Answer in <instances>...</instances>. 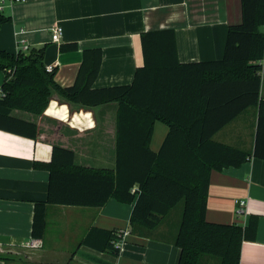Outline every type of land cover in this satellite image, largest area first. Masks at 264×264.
Listing matches in <instances>:
<instances>
[{"label":"crops","instance_id":"crops-1","mask_svg":"<svg viewBox=\"0 0 264 264\" xmlns=\"http://www.w3.org/2000/svg\"><path fill=\"white\" fill-rule=\"evenodd\" d=\"M3 1L2 13L11 20L0 29V50L17 54L19 39L31 50L45 47V64L56 67L55 80L62 87L74 84L83 52L94 48L103 55L94 88L131 84L144 64L145 32L174 30L181 63L222 60L229 27L242 22L241 0ZM56 26L63 28L60 43L52 42ZM70 43H77L78 50L62 52L61 45ZM261 64L263 72L264 58ZM4 79L0 69V89ZM260 96L264 98L263 79ZM117 110L115 102L88 107L55 95L42 115L12 112L36 124L38 137L0 130V264H179L182 250L174 241L181 212L178 216L175 209L155 231L138 234L130 224L134 205L115 199L99 208L48 205L42 249L16 246L32 238L35 203L47 200L49 173L34 163L51 161L53 147L60 146L75 152L77 166L114 170ZM258 120L259 108L251 107L215 140L253 152ZM168 132L165 122H155L154 152ZM236 201H245V213L238 212ZM251 215L259 216L257 239L243 242L240 264H264V160L254 156L239 168L212 171L207 207V220L214 223L245 226ZM93 228L128 232L118 256L82 243ZM200 264L219 261L205 256Z\"/></svg>","mask_w":264,"mask_h":264},{"label":"trees","instance_id":"trees-1","mask_svg":"<svg viewBox=\"0 0 264 264\" xmlns=\"http://www.w3.org/2000/svg\"><path fill=\"white\" fill-rule=\"evenodd\" d=\"M242 22L228 30L222 60L181 63L172 29L141 35L144 64L129 85L94 88L102 50L83 52L72 86L47 71L45 47L17 54L0 50L5 79L0 89V130L36 139L38 127L12 116L14 110L42 115L56 95L88 107L117 103V149L114 170L77 166L76 154L54 146L49 162L34 163L49 173L46 201L34 206L32 238L42 239L48 205L99 208L111 199L133 204L134 232L155 231L179 206L182 216L174 244L179 264H200L205 256L219 264H240L242 244L257 239L259 216L245 226L207 220L213 170L239 168L253 156L264 160V98L260 96L264 58V0H241ZM11 18L0 12V29ZM62 52L78 50L63 44ZM259 108L253 152L218 142L215 136L240 114ZM169 132L158 152L150 148L154 124ZM118 232L93 228L82 242L119 255Z\"/></svg>","mask_w":264,"mask_h":264},{"label":"built area","instance_id":"built-area-1","mask_svg":"<svg viewBox=\"0 0 264 264\" xmlns=\"http://www.w3.org/2000/svg\"><path fill=\"white\" fill-rule=\"evenodd\" d=\"M14 1L19 2V1H25V0H14ZM3 3L4 1L2 0L0 2V12L3 11V8H4ZM22 33H24V31H21L17 34H22ZM62 35H63V28L61 26L54 27L52 29V42L60 43L62 39ZM17 45H18V53L19 52L27 53L31 50L30 46L28 45L25 39H19V41L17 42ZM46 68L48 72H53L56 67L54 65H48ZM236 203L238 204V212L245 213V201H236ZM118 234L121 238L117 240L114 245L116 249L121 251L125 244V237L127 236L128 232L122 231L120 233L118 232ZM16 246H19L21 248H24L30 251H37V250L42 249L43 242H42V239L30 238L29 240H23V241L18 242Z\"/></svg>","mask_w":264,"mask_h":264},{"label":"rangeland","instance_id":"rangeland-1","mask_svg":"<svg viewBox=\"0 0 264 264\" xmlns=\"http://www.w3.org/2000/svg\"><path fill=\"white\" fill-rule=\"evenodd\" d=\"M262 79H263V82H264V70L262 72ZM182 206H179V208H177L178 210H176L177 212H175L178 216L182 214ZM181 212V214H179ZM174 213V220H176V214Z\"/></svg>","mask_w":264,"mask_h":264}]
</instances>
